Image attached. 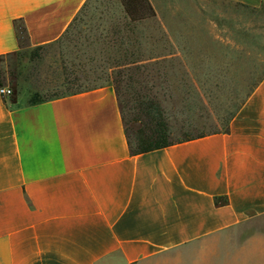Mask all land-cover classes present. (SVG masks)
I'll return each instance as SVG.
<instances>
[{"label": "crops", "instance_id": "0c3cea01", "mask_svg": "<svg viewBox=\"0 0 264 264\" xmlns=\"http://www.w3.org/2000/svg\"><path fill=\"white\" fill-rule=\"evenodd\" d=\"M87 1L0 0V57L17 25L54 42ZM0 264H264V78L227 132L138 155L110 85L0 96Z\"/></svg>", "mask_w": 264, "mask_h": 264}, {"label": "rangeland", "instance_id": "374dc122", "mask_svg": "<svg viewBox=\"0 0 264 264\" xmlns=\"http://www.w3.org/2000/svg\"><path fill=\"white\" fill-rule=\"evenodd\" d=\"M157 18L126 28L119 0H88L67 30L39 49L0 57V83L27 104L75 83H115L123 99L155 94L170 140L225 128L264 59V4L149 0Z\"/></svg>", "mask_w": 264, "mask_h": 264}, {"label": "trees", "instance_id": "16d2710c", "mask_svg": "<svg viewBox=\"0 0 264 264\" xmlns=\"http://www.w3.org/2000/svg\"><path fill=\"white\" fill-rule=\"evenodd\" d=\"M119 3L122 7V12L124 13L126 28L131 27L134 29V27L137 25L136 23L155 16V10L149 0H119ZM16 35L21 42V47H23L24 45L22 43V39L24 38V30L19 25L16 26ZM41 46H36L34 48L39 49ZM261 49L264 53V47H261ZM258 69L260 70L259 75L255 81L251 83L252 85L249 92L244 96L242 101L235 107V109L225 118V128H223L222 131H213L208 134L223 133L228 131V126L232 118L236 115L242 104L252 93L253 89L264 78V59L258 64ZM116 82H118V80H116L115 83L106 85L112 86L116 93L119 111L123 121L124 131L131 154L138 155L162 149L175 143H180L208 135L200 134L198 136L187 137L176 141L170 140V131L165 118V113L157 96L155 94L143 97L137 96L136 103L132 105L131 99H123V95L121 94L120 88ZM102 86L105 85L88 87L83 86L81 83H75L71 85V87H66L63 92H59L48 97H39V95L35 93L31 96L27 104L34 105L51 99L60 98L69 94H76Z\"/></svg>", "mask_w": 264, "mask_h": 264}, {"label": "built area", "instance_id": "2783aa9c", "mask_svg": "<svg viewBox=\"0 0 264 264\" xmlns=\"http://www.w3.org/2000/svg\"><path fill=\"white\" fill-rule=\"evenodd\" d=\"M12 91L10 88L0 85V96L3 99H8L11 95Z\"/></svg>", "mask_w": 264, "mask_h": 264}]
</instances>
